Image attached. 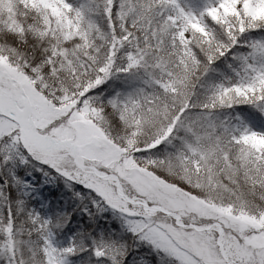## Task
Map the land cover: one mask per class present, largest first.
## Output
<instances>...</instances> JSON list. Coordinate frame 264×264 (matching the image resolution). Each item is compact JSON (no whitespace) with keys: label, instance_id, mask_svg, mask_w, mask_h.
I'll list each match as a JSON object with an SVG mask.
<instances>
[{"label":"snow or ice","instance_id":"6c2138e0","mask_svg":"<svg viewBox=\"0 0 264 264\" xmlns=\"http://www.w3.org/2000/svg\"><path fill=\"white\" fill-rule=\"evenodd\" d=\"M0 264H264V0H0Z\"/></svg>","mask_w":264,"mask_h":264}]
</instances>
